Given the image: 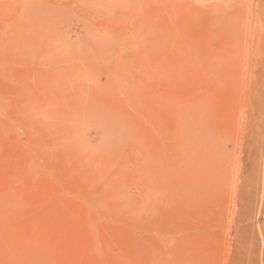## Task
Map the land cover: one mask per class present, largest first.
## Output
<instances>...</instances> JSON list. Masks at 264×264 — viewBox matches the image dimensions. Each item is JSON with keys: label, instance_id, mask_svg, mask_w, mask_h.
<instances>
[{"label": "rangeland", "instance_id": "374dc122", "mask_svg": "<svg viewBox=\"0 0 264 264\" xmlns=\"http://www.w3.org/2000/svg\"><path fill=\"white\" fill-rule=\"evenodd\" d=\"M0 264H264V0H0Z\"/></svg>", "mask_w": 264, "mask_h": 264}]
</instances>
